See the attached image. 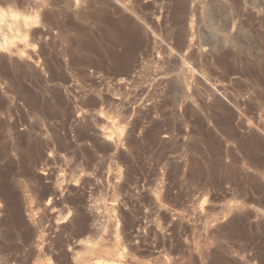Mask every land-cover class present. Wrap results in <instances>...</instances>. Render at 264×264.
Wrapping results in <instances>:
<instances>
[{"label":"rangeland","instance_id":"obj_1","mask_svg":"<svg viewBox=\"0 0 264 264\" xmlns=\"http://www.w3.org/2000/svg\"><path fill=\"white\" fill-rule=\"evenodd\" d=\"M0 18V264H264V0Z\"/></svg>","mask_w":264,"mask_h":264},{"label":"bare ground","instance_id":"obj_2","mask_svg":"<svg viewBox=\"0 0 264 264\" xmlns=\"http://www.w3.org/2000/svg\"><path fill=\"white\" fill-rule=\"evenodd\" d=\"M2 14H3V13H2ZM2 17H3V16H2ZM2 17H1V18H2ZM1 18H0V19H1ZM235 42H236V41H235ZM228 43H229V42H228ZM231 44H232V43H231ZM190 55H191V54H190ZM108 64H109V63H108Z\"/></svg>","mask_w":264,"mask_h":264}]
</instances>
